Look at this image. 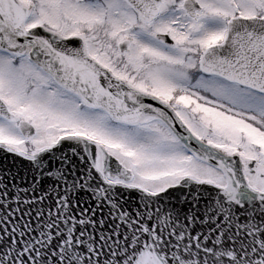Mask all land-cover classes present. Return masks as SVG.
<instances>
[{
  "label": "snow or ice",
  "instance_id": "obj_1",
  "mask_svg": "<svg viewBox=\"0 0 264 264\" xmlns=\"http://www.w3.org/2000/svg\"><path fill=\"white\" fill-rule=\"evenodd\" d=\"M0 264H264V0H0Z\"/></svg>",
  "mask_w": 264,
  "mask_h": 264
},
{
  "label": "water",
  "instance_id": "obj_2",
  "mask_svg": "<svg viewBox=\"0 0 264 264\" xmlns=\"http://www.w3.org/2000/svg\"><path fill=\"white\" fill-rule=\"evenodd\" d=\"M9 163H10V161H9Z\"/></svg>",
  "mask_w": 264,
  "mask_h": 264
}]
</instances>
